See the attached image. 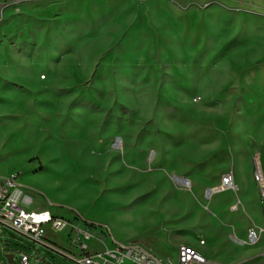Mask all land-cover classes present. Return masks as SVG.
Wrapping results in <instances>:
<instances>
[{
	"label": "rangeland",
	"instance_id": "rangeland-1",
	"mask_svg": "<svg viewBox=\"0 0 264 264\" xmlns=\"http://www.w3.org/2000/svg\"><path fill=\"white\" fill-rule=\"evenodd\" d=\"M118 1L27 0L18 11L5 9L0 175L18 176L29 208L49 207L69 219L77 211L107 235L106 245L112 238L137 241L177 264L179 245L207 249L204 234L218 228L216 218L241 221L242 206L232 208L238 203L235 191L207 196L209 188L197 186L193 175L226 155L244 156L239 171L251 193L255 184L247 177L251 164L245 157L251 155L253 167L261 158L264 165V145L227 146L224 99L195 91L192 10L165 0L163 16L143 17L130 9L136 0ZM89 49L95 52L83 66L81 53ZM160 97L166 121L153 126ZM175 174L192 175V187L175 182ZM214 201L233 204L224 212L212 207ZM46 234L59 248H69L65 231ZM8 251L15 253L12 262L4 256ZM20 252L30 255V264H73L0 228L2 264H21Z\"/></svg>",
	"mask_w": 264,
	"mask_h": 264
},
{
	"label": "crops",
	"instance_id": "crops-1",
	"mask_svg": "<svg viewBox=\"0 0 264 264\" xmlns=\"http://www.w3.org/2000/svg\"><path fill=\"white\" fill-rule=\"evenodd\" d=\"M167 1L179 10L187 12L190 9L193 12V33L198 39L197 41L195 38L197 42L194 45L197 50L195 54L198 55L194 62L197 66L194 83L199 90L195 91L205 98L218 96L224 99L222 111L229 129L225 144L229 147L264 145V0ZM136 2L135 7L130 9L140 11L143 17L163 16L166 9L165 0ZM143 2H146L145 6H141ZM110 28L116 29L114 26ZM170 94L171 92L166 95L167 98ZM164 101L163 97L159 98L162 104ZM159 108L161 109L160 103L152 114L153 126L166 121L161 110L162 117L159 120L155 117ZM217 124L221 126L222 121ZM243 158L244 156L234 159L232 155H226L224 161L214 162L207 172L193 175L197 186L214 188L224 172L231 169L234 173L235 194L238 198V203L234 205L237 204L238 209L239 204L242 206L241 221H233L230 217L216 218L214 222L218 228L204 234L207 245L205 251L199 252L196 247L188 245L207 259L222 264L264 262V211L260 209L256 184L254 183V191L251 193L245 187L244 174L239 171L243 167ZM245 158L249 162L248 166L251 164L247 177L253 182L251 155L247 154ZM260 164L264 174L263 158L260 159ZM232 204L227 206L226 203L214 201L212 207L228 212ZM250 228L261 229L257 243L238 244L230 238L234 235L241 241H247Z\"/></svg>",
	"mask_w": 264,
	"mask_h": 264
},
{
	"label": "built area",
	"instance_id": "built-area-1",
	"mask_svg": "<svg viewBox=\"0 0 264 264\" xmlns=\"http://www.w3.org/2000/svg\"><path fill=\"white\" fill-rule=\"evenodd\" d=\"M25 1L27 0H0V23L4 21L5 9L15 8L18 11ZM172 178L174 181L180 179L182 186L192 187L190 179L185 176L172 175ZM252 178L258 189L259 200L264 203V174L260 161L253 167ZM225 190H236L231 169L221 175L216 187L207 189L210 196ZM232 208L236 209L237 204ZM0 228H9L24 235L60 253L73 264H172L158 258L137 241L121 242L112 238L111 243L106 245L104 237L107 235H100L97 225L83 219L77 211H74V219H69L58 216L49 207L29 208L24 196V187L16 174L0 175ZM46 229L65 231L69 248L61 249L51 242ZM260 232L261 229L250 228L247 241H241L234 235L230 238L238 244H255L259 241ZM200 244H204V240H201ZM7 253L12 254L10 251ZM176 254L177 264H222L207 259L186 244L179 245ZM12 255L13 261L15 253ZM19 255L21 264H30V255L25 252H20Z\"/></svg>",
	"mask_w": 264,
	"mask_h": 264
},
{
	"label": "bare ground",
	"instance_id": "bare-ground-1",
	"mask_svg": "<svg viewBox=\"0 0 264 264\" xmlns=\"http://www.w3.org/2000/svg\"><path fill=\"white\" fill-rule=\"evenodd\" d=\"M94 52H95V50L94 49H89V50H84V51H82V53H81V59H82V65L83 66H88L89 65V63H90V60H91V58L93 57V54H94ZM40 78H42L41 76H40ZM112 80L110 79H107V86L108 87H111L112 86ZM114 88H113V90L115 91V95L117 96H119V95H121V94H123V92L121 91V89H120V87H119V84L118 85H116V81H115V84H114V86H113ZM170 92V91H169ZM169 92H167V94L169 93ZM167 94H165V95H167ZM162 106V102H160V107ZM161 109L159 108L158 109V111H157V113H156V118L159 120L161 117H162V114L160 113L161 111H160ZM121 139V138H120ZM117 140H118V138H117ZM120 141V140H119ZM118 141V144H120L121 145V142H119ZM115 143V142H114ZM153 158V155L151 154V156H150V158ZM175 182H177L178 184H180V185H182V181L180 180V179H178V180H175ZM205 195H207V196H210V193H209V191H205Z\"/></svg>",
	"mask_w": 264,
	"mask_h": 264
},
{
	"label": "water",
	"instance_id": "water-1",
	"mask_svg": "<svg viewBox=\"0 0 264 264\" xmlns=\"http://www.w3.org/2000/svg\"><path fill=\"white\" fill-rule=\"evenodd\" d=\"M4 256L7 258V260H8L9 262H12V258H13V255H12V254L7 253V254H5Z\"/></svg>",
	"mask_w": 264,
	"mask_h": 264
}]
</instances>
